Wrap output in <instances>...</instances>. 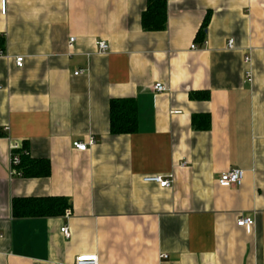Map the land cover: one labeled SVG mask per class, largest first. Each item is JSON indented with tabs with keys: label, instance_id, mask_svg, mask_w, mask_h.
<instances>
[{
	"label": "crops",
	"instance_id": "obj_1",
	"mask_svg": "<svg viewBox=\"0 0 264 264\" xmlns=\"http://www.w3.org/2000/svg\"><path fill=\"white\" fill-rule=\"evenodd\" d=\"M149 1L0 0V264H264V0H165L146 29ZM127 98L137 131L114 135L110 103ZM12 141L50 175H11ZM233 168L243 182L221 185ZM25 197L71 207L14 216Z\"/></svg>",
	"mask_w": 264,
	"mask_h": 264
},
{
	"label": "trees",
	"instance_id": "obj_2",
	"mask_svg": "<svg viewBox=\"0 0 264 264\" xmlns=\"http://www.w3.org/2000/svg\"><path fill=\"white\" fill-rule=\"evenodd\" d=\"M166 20L165 0H150L144 14L143 25L146 29L163 27ZM207 19L203 23L206 28ZM110 127L114 135L133 134L137 131V105L135 99H113L110 103ZM21 164L18 169L23 177H46L51 173V164L47 159L31 157L26 146L18 151ZM71 207L68 199L63 197L17 198L13 202L16 217H49L65 213Z\"/></svg>",
	"mask_w": 264,
	"mask_h": 264
},
{
	"label": "built area",
	"instance_id": "obj_3",
	"mask_svg": "<svg viewBox=\"0 0 264 264\" xmlns=\"http://www.w3.org/2000/svg\"><path fill=\"white\" fill-rule=\"evenodd\" d=\"M1 9L3 13H6L7 11V0H1ZM75 42V37H72L69 41V48L73 47V44ZM99 50L101 52H106L109 49V45L106 41H100L99 44ZM234 47V40L230 39L228 43V48ZM192 49L198 48L196 44H193L191 46ZM2 55V52L0 50V56ZM246 62L251 61V56L245 57ZM16 65L18 67H22L24 64V58L23 57H17L15 59ZM83 71H78L75 73V75L81 74ZM154 90L157 92H164L167 90V87L163 85L162 83H157L154 85ZM0 89H2V86L0 85ZM96 144V141L93 137H91L88 141H75L73 143V146L78 151H87L89 147L94 146ZM23 146L21 143L17 141H12L10 144V153H11V175L15 176H22V172L18 169L19 165L21 164V157L18 153V151L22 150ZM245 178V172L238 168H233L232 170H229L227 172H223L219 178V182L223 186H239ZM145 182L150 183H157L162 188H169L173 185V177L172 175L168 177H162L160 175H152L147 176L144 178ZM254 223V220L251 217H242L238 220L237 224L238 226H249ZM61 231L64 233L66 237H70V231L68 227H64L61 229ZM166 257V255H163ZM75 264H99V258L97 254H90V255H79L76 258Z\"/></svg>",
	"mask_w": 264,
	"mask_h": 264
}]
</instances>
